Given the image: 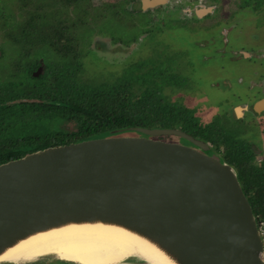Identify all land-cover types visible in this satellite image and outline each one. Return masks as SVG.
Instances as JSON below:
<instances>
[{"label":"water","instance_id":"obj_1","mask_svg":"<svg viewBox=\"0 0 264 264\" xmlns=\"http://www.w3.org/2000/svg\"><path fill=\"white\" fill-rule=\"evenodd\" d=\"M254 108L262 112L264 98ZM133 130L139 134L94 135L0 163V256L41 232L100 223L146 239L172 264H264L258 221L234 167L180 128Z\"/></svg>","mask_w":264,"mask_h":264},{"label":"rangeland","instance_id":"obj_2","mask_svg":"<svg viewBox=\"0 0 264 264\" xmlns=\"http://www.w3.org/2000/svg\"><path fill=\"white\" fill-rule=\"evenodd\" d=\"M21 1L0 0V5L13 14L9 22L0 25V81L18 77V80L26 79L38 85L40 79L37 76L45 71L44 64H58L65 55L76 58L81 65L77 70L81 81L93 84L122 83L131 77L132 81H137L133 84L135 92L140 91L139 82H144V86L158 89L167 100L192 111L199 128H206L216 138L212 144L220 148L221 152L216 155L226 160L228 152L237 144L249 153L248 144H252L256 152L249 153L250 158L246 160L245 166L244 163L240 166L264 167V115L250 114V107L235 114L236 106H250L259 94H263L264 79L258 80L259 76L264 78L263 64L261 68L245 67L251 62L221 56L224 53L221 39L219 43L216 40L208 45L202 44L198 41L203 40L196 39V34L191 35L181 27H174L173 23L164 21V18L169 21L176 18L177 10L124 8L122 11L119 8H103L104 0H76L75 5L72 3L76 8H60L58 20L52 13L54 8H47L48 12L42 15L44 20L39 32L42 37L37 43L13 36L7 39L6 31L23 19L20 13L22 9L19 8ZM53 1L49 0V4ZM35 4H38L37 0H33L32 5ZM125 4H129L127 0ZM221 14L227 16L226 12L222 11ZM216 16L204 18L203 24L216 22L220 17ZM187 19L180 16L177 21L186 22ZM57 28L60 39L59 42H53L52 33ZM191 31L196 30L193 28ZM245 36L249 41L253 40L252 35ZM218 44L221 54L215 49ZM240 44L242 47L235 49V52L242 50L248 55L253 52L246 49L250 46L248 43H236L237 46ZM66 46L69 47L68 53L64 49ZM232 51L229 50L234 55ZM206 53L211 55L207 56ZM37 61L42 63L37 66ZM257 69L260 71H254ZM240 73L244 75H233ZM20 103L23 109L26 106L35 107ZM15 109L14 102L7 101L4 106L0 105V119L9 116ZM57 121L52 119L48 124L54 126L58 124ZM160 138L180 143L187 141L175 136ZM189 143L187 141L186 144ZM261 222L264 228V222ZM68 261L49 254L21 264H67ZM0 264L20 262L2 261Z\"/></svg>","mask_w":264,"mask_h":264},{"label":"trees","instance_id":"obj_3","mask_svg":"<svg viewBox=\"0 0 264 264\" xmlns=\"http://www.w3.org/2000/svg\"><path fill=\"white\" fill-rule=\"evenodd\" d=\"M53 65L45 64V71L37 76L38 85L18 77L0 81V105L9 101L16 107L0 119V163L94 135L119 130L139 134L133 130L136 126L173 127L201 135L197 118L189 108L167 100L144 82H139V92H135L133 84L137 81L131 77L122 83L83 82L77 76L80 62L66 55ZM20 102L35 107L23 109ZM52 119H58V124L49 126ZM243 154L238 155L247 160ZM227 160L231 164V159ZM237 170L257 221L264 222V167L239 165Z\"/></svg>","mask_w":264,"mask_h":264},{"label":"flooded vegetation","instance_id":"obj_4","mask_svg":"<svg viewBox=\"0 0 264 264\" xmlns=\"http://www.w3.org/2000/svg\"><path fill=\"white\" fill-rule=\"evenodd\" d=\"M46 0H37V3H40V6L38 4L32 5L33 0H23L20 2L19 8L20 13L22 12L23 19L16 22L11 30L6 31L5 36L7 39L10 37H15L19 40H31L33 42H38V40L42 37V35L39 33L40 29L42 28V22L44 18L42 15L46 12H48L46 9L51 7L54 8L52 11L53 16L55 14L56 19H60V8L63 9H69V8H76V6H73L72 3H76V0H54L53 3L49 4V0L47 3H44ZM52 1V0H50ZM110 1V2H109ZM157 0V3L154 5H144L142 0H127L129 4H125V0H104L103 2V8H119L122 11L124 8H170L173 10H177L178 16L176 18L170 19L171 21L167 20L168 18H164V21L173 23L174 27H181L183 30L191 33V35L196 34V39L200 40V38L203 40L198 41L200 43L209 44L210 42H214L217 40V42H220L222 46L224 47V53H222L221 56H225L226 58H232L236 59L238 61H249L251 63H248L245 67L250 66H258L261 68L263 64V71H264V0ZM64 4H63V3ZM62 3V4H61ZM68 3H70L68 5ZM111 3V4H110ZM226 12L227 16H223L221 12ZM253 12L255 14H253ZM259 12V13H257ZM216 15H219V20L216 22H212L211 24H203L204 18H214L217 17ZM13 14L10 10L7 8H4L0 5V25L4 23V25L11 20V17ZM182 16L185 19L188 18V21H177L179 20V17ZM69 15L67 16V18ZM64 19V18H63ZM254 21V22H253ZM191 22V23H189ZM249 22V23H247ZM59 23V22H58ZM64 23V22H63ZM252 26H249V25ZM193 25V26H192ZM228 25V26H226ZM171 26V25H170ZM58 27V24H57ZM195 28L196 31H191V29ZM228 28V29H227ZM59 29L57 28V31L54 29L52 33V41L59 42L60 39V32H58ZM236 33V34H234ZM234 34V35H233ZM245 34H248V36L252 35L253 40H248V37L245 36ZM17 35V36H16ZM233 35V36H232ZM37 36V37H36ZM247 39V40H246ZM18 41V40H17ZM25 41V42H26ZM245 44H249L246 49L248 51H253L251 54H247L246 51L237 50L235 52V49H239V47H242L240 45H236V43L243 42ZM218 44L215 49L218 53L219 46ZM65 51L69 49L68 46L64 47ZM233 49L232 53L234 55H231L229 50ZM68 53V51H67ZM197 54V52H196ZM221 54V53H220ZM206 55H211L210 53H206ZM206 57V56H205ZM42 63V61H40ZM39 61H37L36 65H40ZM45 65V64H44ZM36 66V67H37ZM254 71H260V70H254ZM253 74V73H252ZM261 74V72L259 73ZM235 76H242L244 74H233ZM247 76V74H245ZM264 75V74H263ZM254 79V78H253ZM264 79L263 77L259 76L258 80ZM221 83V82H220ZM264 98V87H263V94H259L258 97L254 99V101L249 105L245 106L244 108H240L239 106H236L235 114H239L241 110H248V107L252 109L250 111V114L252 115H264V110L262 112H257L254 108V104L259 99ZM237 116V115H236ZM211 126V125H210ZM209 127V126H204ZM201 131L199 132L200 135H193L195 138L202 139L203 141L207 142V144L210 147V151L214 154H220V148L216 147L212 144L213 138L216 139L212 132H208L207 129L201 128ZM209 136H212L213 138H209ZM187 143V142H185ZM247 146V145H246ZM245 146V147H246ZM234 149L228 152V155L226 156L227 159H231V165L234 167L237 173V177L242 184L243 181L238 176V170L237 167L243 163L246 162V160H241V157L238 154L247 155L248 160L250 158V154H254L256 150L252 146V144H248V150L249 153L246 152V148L242 147L241 145L237 144L233 147ZM229 163V162H228ZM264 164V160H263ZM237 166V167H236ZM243 187V184H242ZM62 260V259H61ZM66 261V260H65ZM68 261V260H67ZM67 264H81V263H75L74 261H68Z\"/></svg>","mask_w":264,"mask_h":264},{"label":"bare ground","instance_id":"obj_5","mask_svg":"<svg viewBox=\"0 0 264 264\" xmlns=\"http://www.w3.org/2000/svg\"><path fill=\"white\" fill-rule=\"evenodd\" d=\"M49 254L81 264H116L128 258L172 264L146 239L100 223L71 224L35 234L10 247L0 256V262L21 264Z\"/></svg>","mask_w":264,"mask_h":264},{"label":"built area","instance_id":"obj_6","mask_svg":"<svg viewBox=\"0 0 264 264\" xmlns=\"http://www.w3.org/2000/svg\"><path fill=\"white\" fill-rule=\"evenodd\" d=\"M258 225H259V231H260V235H261V238H262V241H263V246H264V228H263V224L262 222H258Z\"/></svg>","mask_w":264,"mask_h":264}]
</instances>
